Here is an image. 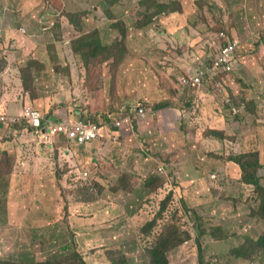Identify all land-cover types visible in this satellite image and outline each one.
<instances>
[{"label": "rangeland", "instance_id": "rangeland-1", "mask_svg": "<svg viewBox=\"0 0 264 264\" xmlns=\"http://www.w3.org/2000/svg\"><path fill=\"white\" fill-rule=\"evenodd\" d=\"M48 1L0 0V15L15 11L22 18L23 27L27 29L28 22L33 23L41 39L51 43L55 36L50 35L49 26L56 21L57 7ZM63 1L64 8L88 9L91 21L89 24L88 20L86 29L90 31L98 26L103 42L110 43L119 37L117 28H112L113 19L107 18L103 11L104 0ZM146 1L130 0L128 5V0H122L113 7L122 18V22H116L125 25L126 30L140 33L133 40L129 34L127 40L129 53L134 51L136 56L124 54L119 62L103 60L99 74L86 75L83 57L70 50L69 40L77 35L71 32V25H63L62 39L56 40L64 49L60 53L65 63L73 65L75 79L82 77L92 84L81 97L89 103V110L99 107L100 98L105 95L114 118L120 120L133 114L139 104L147 110L145 118L131 119L122 129L112 124L113 135L104 137L103 144L94 143L90 149L71 147L60 141L50 148L52 144L43 143L27 126L24 129L19 124L21 130L18 124L13 127L0 124V151L11 153L16 164L8 192H0V259L45 261L77 248L90 264H112V259L121 262L123 255L130 264H148L146 248L176 213L193 239L170 254L171 264H201L200 238L205 264H264V250L252 252L248 259H238L233 254L237 248L247 247L248 239L260 238L264 221L253 214L259 197L255 187L241 181L240 167L229 160L231 155L259 148L264 184V0H245L241 5L242 15L249 13L246 26L249 25L251 33H239L240 36L237 33L241 44L235 56L239 61L233 64V70L219 76L229 97L231 93L237 96L239 105L233 106L237 111L226 107L228 101L224 96L207 84L180 94L178 77L181 79L187 73L176 70L174 74L162 60H166L165 55H170L169 60L178 57L187 47L179 43L177 50L163 41L165 37L154 38L145 32L147 28L159 31L158 22L138 28L139 13L149 8L153 13L157 1L163 0ZM225 1L230 3V0L215 3L211 0L213 14L223 16L222 9L228 11ZM37 12L38 21L33 18ZM236 15L238 12L232 17ZM199 17L203 20L205 14ZM252 39L249 44L248 40ZM218 50L210 49L199 66L211 64V53ZM37 56L47 59L49 55L45 52ZM135 57L143 61H135ZM65 63L58 60L55 64L64 69ZM137 67L138 73L130 75ZM59 72L63 78L57 76L56 83L53 77L39 75L42 97L31 105L40 108L46 118L50 114L39 103L49 96L56 98L64 88L69 90L66 84L72 82L64 71ZM30 76L31 73L26 74V82ZM112 89H120L113 99ZM243 90L249 99L256 101L257 115L248 112L240 101ZM167 100L172 106L154 109L157 102ZM208 127L224 129L225 138L205 136ZM24 131L31 134L23 137ZM75 151H79L78 157ZM81 159L87 161L83 173ZM161 164L168 166L167 173L161 177L166 184L151 192L144 181L158 172ZM123 174L133 175V181H126L128 177L124 178ZM120 182L128 187L134 182L135 192L123 191ZM165 200H168L166 218L152 237H145L142 227L160 213ZM197 217L203 221L202 227L196 225ZM217 227V233L212 234Z\"/></svg>", "mask_w": 264, "mask_h": 264}, {"label": "trees", "instance_id": "trees-1", "mask_svg": "<svg viewBox=\"0 0 264 264\" xmlns=\"http://www.w3.org/2000/svg\"><path fill=\"white\" fill-rule=\"evenodd\" d=\"M150 1H156V0H147L146 2ZM214 3L216 0H212ZM245 0H230V3L228 1H225L226 7L228 8V11L226 8L222 9V13L224 14L223 16L221 14H216L212 12V7L214 6L213 3H211V0H192V2L184 3L181 0H163V1H157V7L155 8L153 13H150L151 8L147 9L146 11L139 13L137 16L138 18H141L139 20H136V25L138 28H143L149 25L150 23H157V26H160V21L161 17L163 16L162 14L164 13H171V11H179L180 13H184L188 15L189 13L192 12V8L195 11V13L198 14V16H202L205 14L204 19L206 18V21H208L209 16H213L214 20L217 22L214 25L211 26L212 30H216V34L218 35V38L220 39L219 42L222 44H226V41H224V38L220 37V32L222 30L226 29V25L224 23L225 17L228 18L229 23L231 24V29H227L226 31L228 34L231 35V38H237L239 33L241 35L245 34V29L246 32L249 28V25L246 26V22L248 21V15L243 14L242 15V10L241 5ZM153 3V2H151ZM228 3V4H227ZM117 4V0L111 1V3L106 6L105 12L108 14V17L112 18L111 13L112 8ZM191 4V5H190ZM54 5H56V21L54 22L57 26V24L62 25L65 18L70 19L71 22H74L76 25H81L82 21L86 20V17L88 16V9H81V8H73L74 6H71L72 8H64V2L61 0H55ZM190 6L191 9H190ZM73 9V10H72ZM61 10V11H60ZM227 12H229L227 14ZM238 12V15L235 17H232L234 13ZM211 13V14H210ZM226 13V14H225ZM143 15V17L141 15ZM242 15V16H240ZM258 15V13H257ZM263 15V14H262ZM261 15V16H262ZM148 17V19L145 21V17ZM260 17V16H259ZM144 18V19H143ZM200 18V17H199ZM201 18V19H203ZM253 18V16H252ZM122 22V21H121ZM121 22L119 23V30H120V36L116 38L113 42L111 43H105L103 40H100L101 37V32L100 29L94 28L92 29L89 33H85L82 36L79 35L77 38H74L72 40L73 42V50L76 54H79L83 57L84 59V69H85V74L86 75H96L99 74V72L102 69V61L106 60H111L113 61H122V58L127 54H133L136 56L134 51L132 53H129V49L127 46V40L129 42V36H128V29L126 30V26L122 25ZM117 23V22H116ZM115 23V24H116ZM258 25V24H257ZM116 26V25H115ZM236 29V30H234ZM234 30V31H233ZM235 31L238 32L234 33ZM56 33V32H55ZM58 34V33H56ZM140 34V33H139ZM59 35V34H58ZM240 36V35H239ZM152 37L154 38H160V33H157L153 35ZM61 38V36H60ZM62 39V38H61ZM99 39L100 41L96 40ZM109 44L110 46H105V44ZM241 44V43H240ZM144 46V45H143ZM119 47V50L118 48ZM123 47V49H121ZM239 48V47H238ZM50 50V57L55 63L58 64V52H54V48H49ZM123 51V52H121ZM237 51V50H236ZM237 54L232 62V64H235L236 61H239V58H237ZM237 58V59H236ZM135 61H143L141 57L137 58L135 57ZM140 64V63H136ZM58 66V65H57ZM59 67V66H58ZM42 68V67H40ZM60 68V67H59ZM233 69H226L224 72L231 71ZM47 69H41L40 72H45ZM59 71H64L66 76L69 78L71 77V67L68 68H60ZM223 72V73H224ZM29 73V71L27 72ZM26 73V74H27ZM25 74V75H26ZM220 74L218 75L217 78H215L212 82L208 80V85L212 86L214 88L215 84L217 82H220ZM30 81L27 83L26 82V88L29 90V88L32 91V94L34 97H36L35 91L38 96V89L36 84L32 85V78H29ZM26 81V78H25ZM242 83L244 84V80L241 79ZM85 82V81H84ZM222 83V82H221ZM28 84V85H27ZM180 87V80L178 83ZM245 85V84H244ZM88 87H91L92 84H88ZM246 86V85H245ZM29 87V88H28ZM186 94V93H184ZM32 95V97H33ZM240 101L245 104V109L252 113L257 115V103L254 99H249L247 95L245 94V90L242 91V94L240 93ZM235 105L238 104V99L235 94L231 93V97L229 102L226 103V107L232 108ZM172 106V102L170 101H161L157 102L154 105L155 110H161L166 107ZM99 107L104 109L105 107V99L102 96L100 98V104ZM139 107H141V104L136 106L133 109V114H135ZM130 114V115H133ZM125 116V115H123ZM115 116L112 115V117L105 121V124L108 126H112L113 122H115L116 118ZM50 118V117H49ZM145 118V117H144ZM51 119V118H50ZM113 119V120H112ZM122 119V118H121ZM143 118L137 119L134 118L133 120L141 121ZM86 120V119H85ZM92 121V120H90ZM94 122V121H93ZM97 123V122H95ZM24 125L25 127H29L27 122L25 120H22L20 123H17ZM15 124V125H17ZM101 126V123H97ZM111 124V125H110ZM129 123L126 122L124 123L121 127L118 126H112L114 128H123L127 127ZM132 129L134 128L133 123L130 124ZM102 127V126H101ZM185 127V126H184ZM19 128L23 130V127L19 125ZM29 130L33 132L32 127H29ZM207 130L208 136H215L216 138H225V131L217 130V129H212V128H207L204 130V132ZM129 132L128 130H125ZM235 138V137H234ZM60 142H65L68 145L72 144V142L76 143L75 141L68 140L67 138H63ZM57 143V142H56ZM55 143V144H56ZM78 144V143H77ZM93 144V143H90ZM90 144H85V145H80L83 148H88L91 147ZM102 148L99 149V152H101ZM261 150L259 148H250L248 150H244L240 154H234L231 155L230 161L234 162L237 164L240 169H241V181L246 184V185H251L254 186L255 193L259 197L257 206L255 207L253 214L255 216H258L261 220L264 221V184L262 183V176L260 175V169L262 167L261 163ZM13 165L15 166V157L9 153L8 151H3L1 155V160H0V192L4 191L3 189L8 186L7 182V175H9L12 171ZM161 166L168 167L166 164H161ZM160 166V167H161ZM8 170V171H7ZM124 178L128 177V175L123 174ZM132 180L133 181V175H129V177L126 179V181ZM166 184V180L161 178L158 174V172H154L151 174L149 177H147L144 181V185L146 188H148L151 192H155L156 189L164 187ZM119 188H122L123 191L127 193H134L136 190L135 183L130 182L129 187L126 185H123L120 182ZM171 194L173 196V192L171 191ZM170 199V198H169ZM168 199V200H169ZM165 200L163 202L162 209L160 213H158L151 221L147 222L145 227H142V234L145 237H152L154 235V232L156 228L160 225V222H163V219L166 218V213L168 211V206H167V201ZM191 214V212H190ZM160 215L163 216V218H160ZM195 223L197 226L202 227L203 221L200 220V218L197 217L195 219ZM218 227L216 228L215 231H212V234H216L218 231ZM205 233V232H202ZM193 239L191 232L185 228L184 222L182 218L178 217V214L174 213L173 215V220L168 221V223H165L160 231H158L155 234L154 240L151 243L150 246L146 248V253H147V259H148V264H171L170 263V254L179 246L184 245L191 241ZM201 238L198 239V245H199V255H200V263L205 264V253L203 250V246L201 244ZM249 245L237 248L233 254L235 255L236 258L238 259H248L251 256V253L254 251H261L264 250V233L260 236V238L257 239H248ZM119 253H123L122 251ZM0 264H90L84 257V255L77 249L75 248L74 250H70L64 254H61L53 259H48L45 261H38V260H33V259H26V260H21V261H15V260H9V259H0ZM112 264H130L128 259L126 258L125 255H123V259L121 262L112 259Z\"/></svg>", "mask_w": 264, "mask_h": 264}, {"label": "crops", "instance_id": "crops-1", "mask_svg": "<svg viewBox=\"0 0 264 264\" xmlns=\"http://www.w3.org/2000/svg\"><path fill=\"white\" fill-rule=\"evenodd\" d=\"M54 4L55 0H49L48 2ZM64 2L63 0H61ZM111 1L114 0H104L105 3V10L108 3L110 4ZM116 1V0H115ZM122 0H117V5ZM134 2V0H132ZM142 1V0H141ZM184 3L192 2V0H181ZM194 1V0H193ZM130 5V0H128ZM65 5V3H64ZM191 5V4H190ZM192 6H190L191 9ZM74 8V7H73ZM112 18L108 17L109 19H113L112 28H117L118 34L116 36H120V30H119V22L116 23L117 20L121 21L122 18H119L120 14L116 13V10L112 8ZM143 10L142 12H144ZM89 14V12H88ZM160 21V30L155 31L154 29L147 28L145 32H150V34L153 36L155 35L154 32L160 33V36H163L166 38V44L171 43L173 47H176L177 50L180 48L179 43L187 47L186 50H183L182 54H179L178 57L172 58L169 60L170 55H165L166 60H162L164 62L169 70H173V73L175 74L176 70H184L186 72V75L192 74L193 70L199 66V64L203 61L202 58L205 57V54L208 53L210 49L213 48H219L222 43L219 42L220 39H218V35L211 29L212 25H215L217 22L214 20L213 16H209L208 21H206V18L203 20H200L197 13L192 8V12L188 15L184 13H180L179 11H171V13H164L162 14ZM39 12L33 13V18H35L37 21L40 19ZM249 19V18H248ZM22 18L19 17L18 14H16L15 11L8 10V13L4 15H0V113H9V114H16L21 112V110L26 105H31L34 102L36 103L37 100L41 99L42 92L40 90L39 84H41V78H40V70L41 69H47V71L43 72L44 75L48 77H53V82H57V76L62 77L61 73L57 70H60V68L55 64V61L51 59L50 55V49L54 48V52L57 51L59 54L58 60L62 63H65L63 60V57L61 55V50L64 49L62 46H60L56 40H61L63 31L62 27L65 24L71 25V32L77 33L76 36H73L72 39L77 38L79 35H83L85 33H89L86 28L88 26V20L89 15L86 17V20L84 22L82 21L81 25H76L74 22H71L70 19L65 18L62 25L56 24L52 22L50 29H51V36H55L54 42L51 43H45V40L41 39V34L39 31L35 30L33 23L28 22L27 29L23 27L21 23ZM56 20V18H55ZM91 19L89 20L90 24ZM226 29L222 30L220 32V37L224 38V41L226 39L231 38V35L228 34L226 31L227 29H231V24L228 21V18L225 17L223 20ZM116 23V24H115ZM250 24V23H249ZM116 25V26H115ZM32 27V28H31ZM94 28H98V26H95ZM93 28V29H94ZM131 28V27H130ZM70 31V28H68ZM128 30V36L132 37V40L134 37L138 36V31ZM236 30V29H234ZM233 30V31H234ZM101 31V30H100ZM58 34H56V33ZM222 32H225L226 35L222 36ZM246 32V29H245ZM253 32V31H252ZM234 33H238L235 31ZM247 34H250L251 31L248 28ZM264 34V32H263ZM61 36V38H60ZM72 39L69 41L71 42ZM100 40H103V37H100ZM99 39L96 40L100 41ZM114 41V40H113ZM112 41V42H113ZM252 40H248V43H252ZM111 43V42H110ZM105 44V43H104ZM218 44V45H217ZM164 46V44H161ZM105 46H110L109 44H105ZM163 48V47H162ZM167 48V47H166ZM132 49V48H131ZM130 49V50H131ZM166 50L165 48H163ZM70 50L74 52L73 50V42L72 46H70ZM167 51V50H166ZM48 53L47 59H40L37 54L40 53ZM168 52H170V49H168ZM218 53V52H217ZM216 53V54H217ZM172 54V53H171ZM215 53H211L212 59L216 56ZM65 65L68 67H71V79L72 82H69L66 84V88L62 91V94L56 95V98H53V96H49L48 100H46L44 103H39L43 109H45L48 114H50L51 119H86V120H92L94 122L101 123V136L104 137H111L113 135V129L110 126L105 124V121L109 120L112 117L110 107L106 103L105 95L103 96L105 99V107L103 110L101 107H93L92 110H89L90 105L87 101L82 100V95L85 94V89L88 88L87 83L84 82V79L80 77L79 79H75V74L72 71L73 65H70L68 62L65 63ZM141 65V64H139ZM137 66V65H136ZM42 67V68H40ZM149 67V66H145ZM139 70V67L132 70V74H137ZM29 71L31 73L30 78H32V82L36 84L38 89V96L35 91L36 97L32 94L31 89L29 90L26 88V73ZM177 75V74H176ZM63 78V77H62ZM180 80V78L178 77ZM30 81L27 80V83ZM179 83V81H178ZM28 85V84H27ZM200 88L201 86H195L192 88ZM120 89L113 91V89L110 91L111 98L113 99V94H120ZM33 95V97H32ZM107 102L110 101L107 99ZM38 108V107H36ZM40 109V108H38ZM184 127V125L182 126ZM212 128V127H208ZM207 129V128H206ZM217 129L221 131H225L224 129L219 128H212ZM111 130V131H110ZM30 131V130H28ZM115 132V131H114ZM31 133L29 132H22L23 137H28ZM204 134H207V130L204 132ZM206 136V135H205ZM212 137V136H211ZM215 137V136H214ZM219 138V137H218ZM103 144L105 141H96ZM94 142V143H96ZM90 144L92 145L95 144ZM67 144V143H65ZM57 146L56 144H52L50 148ZM68 145V144H67ZM71 147L76 148H83L77 143L72 142V144L68 145ZM91 147L85 148L90 149ZM3 151H0V160L1 155ZM79 151H75L76 157L79 156ZM102 152V150H101ZM70 155V153H69ZM73 157L74 155L71 154ZM68 158H70L68 156ZM71 158L67 160V162H70ZM86 162L85 160H80V172H85L84 169H86ZM16 165V164H15ZM15 166L13 165L12 171L9 175H7V182L8 186H6L3 190L5 192H8V189L10 187L11 182V176L14 173ZM8 171V170H7Z\"/></svg>", "mask_w": 264, "mask_h": 264}, {"label": "built area", "instance_id": "built-area-1", "mask_svg": "<svg viewBox=\"0 0 264 264\" xmlns=\"http://www.w3.org/2000/svg\"><path fill=\"white\" fill-rule=\"evenodd\" d=\"M221 34L222 36L226 35L225 32ZM240 43L237 38L226 39V44L219 47L218 53L212 59L211 64L198 66L192 74L183 75L180 79V94L186 93V90L195 86L208 85V80L212 82L226 69H233L232 62ZM214 87L219 93L225 95V100L229 102L230 97L226 94L222 83L217 82ZM232 109L237 111L235 107H232ZM146 114L147 110L141 105L135 114H129L123 119L113 122V126L121 127L124 122H130L134 118H144ZM22 120H25L28 126L32 127L33 132L46 144H55L63 138L75 141L80 145L103 141L101 126L90 120L82 118L52 120L49 117L46 118L42 110L32 105L25 106L21 112L16 114H0V124H7L10 127L20 123ZM167 170L168 167L161 166L158 171L159 176L164 177L163 175L167 173Z\"/></svg>", "mask_w": 264, "mask_h": 264}, {"label": "clouds", "instance_id": "clouds-1", "mask_svg": "<svg viewBox=\"0 0 264 264\" xmlns=\"http://www.w3.org/2000/svg\"><path fill=\"white\" fill-rule=\"evenodd\" d=\"M216 89V88H215ZM225 89V88H224ZM217 91V90H216ZM225 91H226V89H225ZM221 94V93H220ZM226 94L229 96V94L227 93V91H226ZM223 95V94H222ZM224 96V99H225V95H223ZM27 106V105H26ZM25 107V106H24ZM0 114H3V113H0ZM5 114H9V113H5ZM52 120H59V119H52ZM2 126H4V124H2Z\"/></svg>", "mask_w": 264, "mask_h": 264}]
</instances>
